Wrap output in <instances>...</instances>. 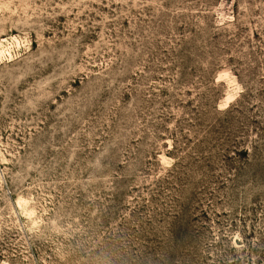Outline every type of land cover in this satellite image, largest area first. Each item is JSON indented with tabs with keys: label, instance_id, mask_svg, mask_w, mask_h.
<instances>
[{
	"label": "rangeland",
	"instance_id": "rangeland-1",
	"mask_svg": "<svg viewBox=\"0 0 264 264\" xmlns=\"http://www.w3.org/2000/svg\"><path fill=\"white\" fill-rule=\"evenodd\" d=\"M0 264H264V0H0Z\"/></svg>",
	"mask_w": 264,
	"mask_h": 264
}]
</instances>
